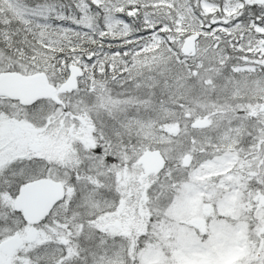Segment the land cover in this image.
<instances>
[{
	"label": "snow or ice",
	"instance_id": "1",
	"mask_svg": "<svg viewBox=\"0 0 264 264\" xmlns=\"http://www.w3.org/2000/svg\"><path fill=\"white\" fill-rule=\"evenodd\" d=\"M0 264H264V0H0Z\"/></svg>",
	"mask_w": 264,
	"mask_h": 264
}]
</instances>
